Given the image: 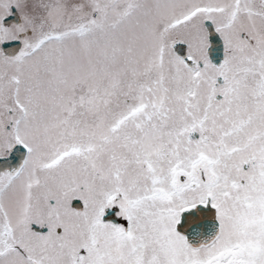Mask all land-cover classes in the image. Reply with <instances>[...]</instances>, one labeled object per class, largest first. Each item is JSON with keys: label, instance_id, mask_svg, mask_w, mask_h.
Masks as SVG:
<instances>
[{"label": "snow or ice", "instance_id": "obj_1", "mask_svg": "<svg viewBox=\"0 0 264 264\" xmlns=\"http://www.w3.org/2000/svg\"><path fill=\"white\" fill-rule=\"evenodd\" d=\"M0 264H264V0H0Z\"/></svg>", "mask_w": 264, "mask_h": 264}]
</instances>
